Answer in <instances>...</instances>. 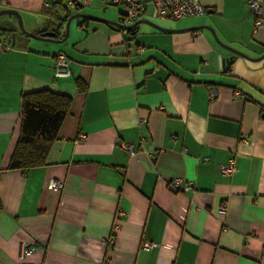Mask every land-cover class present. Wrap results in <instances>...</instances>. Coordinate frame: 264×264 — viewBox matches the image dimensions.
I'll return each mask as SVG.
<instances>
[{"label":"crops","instance_id":"1","mask_svg":"<svg viewBox=\"0 0 264 264\" xmlns=\"http://www.w3.org/2000/svg\"><path fill=\"white\" fill-rule=\"evenodd\" d=\"M46 1L0 8L19 10L34 33L63 38L69 9ZM201 1L203 15L140 18L170 30L142 22L132 33L77 17L73 38L46 48L2 33L0 264H264V25L255 29L248 0ZM108 4L93 0L86 13L116 14ZM8 22L16 18L0 20ZM197 25L247 56L208 28L183 29ZM61 52L68 77L54 73ZM44 87L72 95L70 109L44 165L9 169L22 94ZM232 156L234 171L224 173ZM51 178L64 186L50 187ZM176 178L192 187L173 190ZM144 237L159 245L143 249ZM24 242L36 249L21 259Z\"/></svg>","mask_w":264,"mask_h":264},{"label":"built area","instance_id":"2","mask_svg":"<svg viewBox=\"0 0 264 264\" xmlns=\"http://www.w3.org/2000/svg\"><path fill=\"white\" fill-rule=\"evenodd\" d=\"M93 0H47L46 5H61L68 8L71 5L85 6L89 5ZM109 3L117 4L121 6L119 22L122 27L134 23L140 19L146 13H150V16L154 19L168 18L176 20L186 16L203 15L207 12L206 5L201 0H150L151 9H149V2L146 0H106ZM250 8L254 13L255 29H259L264 25L263 19V2L264 0H248ZM140 51L143 48H139ZM55 76L68 77L70 75V64L67 56L61 52L58 53L55 61ZM209 93L211 98H215L218 94L215 87H209ZM237 95L239 93H236ZM143 121V120H142ZM86 133L81 132L78 142H83L86 139ZM122 146L129 150L132 154H136L137 148L133 142H122ZM235 168V157L232 156L228 164L222 165V171L224 173H231ZM181 178H176L170 183V187L173 190L187 191L192 187L191 183L181 186ZM48 185L52 188H62L64 181L59 178H51L48 181ZM220 213L224 214L226 209L224 206L220 208ZM158 242L152 241L146 237L143 238L141 246L145 250H150L158 246ZM36 249L35 243L24 242L20 249L19 257L23 259L27 254H30ZM20 264H38L30 261H22Z\"/></svg>","mask_w":264,"mask_h":264},{"label":"trees","instance_id":"3","mask_svg":"<svg viewBox=\"0 0 264 264\" xmlns=\"http://www.w3.org/2000/svg\"><path fill=\"white\" fill-rule=\"evenodd\" d=\"M65 10L68 8L65 7ZM68 16L69 13L63 17V21ZM84 21H88V18H82L80 23ZM135 30L136 26L129 31L133 33ZM4 32V30L0 31V34ZM77 84L81 90L86 89V85L80 78L77 79ZM71 103L72 95L55 91L49 87L22 94L21 131L8 166L9 169L26 171L47 162L51 146L58 136ZM1 207L0 202V210Z\"/></svg>","mask_w":264,"mask_h":264},{"label":"water","instance_id":"4","mask_svg":"<svg viewBox=\"0 0 264 264\" xmlns=\"http://www.w3.org/2000/svg\"><path fill=\"white\" fill-rule=\"evenodd\" d=\"M77 8H80V6H76ZM1 14H7V15H11V16H14L16 18V20L19 22V26H21L22 30L26 33V34H29L33 37H37V38H40V39H44V40H47V41H64L66 40V38L68 37V34H69V30H70V23L72 22V20L74 18H88V19H91V20H97V21H102V22H106V23H109V24H112V25H115V26H118V27H122L121 23H119L118 21L116 20H113V19H110V18H106V17H101V16H98V15H94V14H89V13H86V12H82V11H78V12H75L73 14H70L68 17H67V20H66V34L63 38H55L56 36V32L54 31H48V32H43V33H40V34H37V33H34L30 30L27 29V27L24 26V18H23V15L22 13L15 9V8H0V15ZM142 22H146V23H149L159 29H163V30H170L169 28H165V27H162L161 25L157 24L156 22H154L153 20H150V19H139L137 21H135L134 23L132 24H129L127 26H124L123 29L125 30H131L133 29L135 26H137L139 23H142ZM208 28L212 31V33L214 34L215 38L217 39V41L223 45L224 47L230 49L234 54H241V55H244V56H247V54L237 48H234L230 45H227L225 42H223L218 34L216 33L214 27L210 26V25H197V26H192V27H188V28H183V29H195V28ZM16 29H17V24L15 23H10L8 22L7 24L3 25V24H0V31L4 30V31H9L12 33V39H13V43H15L16 41ZM2 38L1 34H0V39ZM234 55L232 56H229L228 58H224L223 59V64L226 65L228 63H230L233 59ZM264 57V54L260 57L262 58ZM259 59V58H257Z\"/></svg>","mask_w":264,"mask_h":264},{"label":"rangeland","instance_id":"5","mask_svg":"<svg viewBox=\"0 0 264 264\" xmlns=\"http://www.w3.org/2000/svg\"><path fill=\"white\" fill-rule=\"evenodd\" d=\"M119 5H115V4H108V8H113V9H117V12L116 14L114 15H110L107 13L108 10H102L101 11V14L98 15V16H101V17H106V18H110V19H113V20H116L119 22V17H120V13H119ZM68 11L69 13H74L75 11H83V12H86L88 11V5H85V6H82L80 8H76V6L74 5H71L68 7ZM6 16H10V15H7V14H1L0 15V20L1 18H4ZM108 16H111V17H108ZM13 18H15L13 16ZM79 18H74L73 21L70 23V30H69V34H68V37L67 39H72L73 38V35H74V31H75V28L77 26V22H78ZM120 23V22H119ZM16 24H17V29H16V40L17 41H22V40H31V42H33L35 45H38L39 47H44L46 48L47 46H57V44H62V43H54L52 41H47V40H44V39H40V38H37V37H33L29 34H26L21 26H19V22L16 20ZM24 26L26 27L25 23H24ZM28 29V28H27ZM66 24L64 26V28L61 30V34H65L66 33ZM30 30V29H28ZM31 31V30H30Z\"/></svg>","mask_w":264,"mask_h":264},{"label":"flooded vegetation","instance_id":"6","mask_svg":"<svg viewBox=\"0 0 264 264\" xmlns=\"http://www.w3.org/2000/svg\"><path fill=\"white\" fill-rule=\"evenodd\" d=\"M3 31V30H2Z\"/></svg>","mask_w":264,"mask_h":264}]
</instances>
